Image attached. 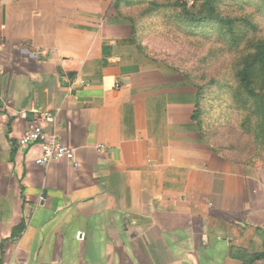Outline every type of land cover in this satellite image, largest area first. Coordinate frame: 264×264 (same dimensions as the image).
Masks as SVG:
<instances>
[{
    "label": "crops",
    "instance_id": "1",
    "mask_svg": "<svg viewBox=\"0 0 264 264\" xmlns=\"http://www.w3.org/2000/svg\"><path fill=\"white\" fill-rule=\"evenodd\" d=\"M111 1L0 0V260L264 264V165L214 150L196 86ZM41 111L78 166L19 147Z\"/></svg>",
    "mask_w": 264,
    "mask_h": 264
},
{
    "label": "rangeland",
    "instance_id": "2",
    "mask_svg": "<svg viewBox=\"0 0 264 264\" xmlns=\"http://www.w3.org/2000/svg\"><path fill=\"white\" fill-rule=\"evenodd\" d=\"M111 2L136 44L196 86V115L208 143L250 171L264 165V0ZM251 64L255 103L242 93L241 73Z\"/></svg>",
    "mask_w": 264,
    "mask_h": 264
},
{
    "label": "built area",
    "instance_id": "3",
    "mask_svg": "<svg viewBox=\"0 0 264 264\" xmlns=\"http://www.w3.org/2000/svg\"><path fill=\"white\" fill-rule=\"evenodd\" d=\"M54 121L55 116L52 112H35L34 124L19 138V147L28 149L32 145H39L41 152L36 157L35 163L42 167H47L52 162L60 160H68L78 166L74 150L66 145L60 136L47 131L48 124ZM100 148H105V146L102 145Z\"/></svg>",
    "mask_w": 264,
    "mask_h": 264
},
{
    "label": "trees",
    "instance_id": "4",
    "mask_svg": "<svg viewBox=\"0 0 264 264\" xmlns=\"http://www.w3.org/2000/svg\"><path fill=\"white\" fill-rule=\"evenodd\" d=\"M256 67H255V64H251V65H246V67L243 69L242 73H241V80L242 82H244V87H243V94L247 93L249 94V98L246 102H253L255 103L254 101H250L252 100L253 98H255L257 96V92L255 91V89H252V86H251V80L253 77H255L256 75ZM189 79V76L186 75ZM215 151H217L216 149H214ZM218 152V151H217ZM23 228H24V225L21 224L19 227H17L15 230L16 232L18 233H21L23 231ZM15 234V231L14 233ZM2 258L0 260V264H2Z\"/></svg>",
    "mask_w": 264,
    "mask_h": 264
}]
</instances>
